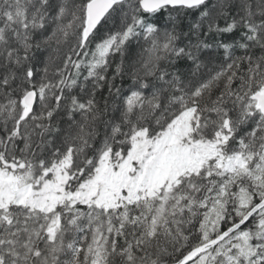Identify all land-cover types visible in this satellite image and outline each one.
I'll list each match as a JSON object with an SVG mask.
<instances>
[{
  "label": "snow or ice",
  "instance_id": "snow-or-ice-1",
  "mask_svg": "<svg viewBox=\"0 0 264 264\" xmlns=\"http://www.w3.org/2000/svg\"><path fill=\"white\" fill-rule=\"evenodd\" d=\"M0 264H264V0H0Z\"/></svg>",
  "mask_w": 264,
  "mask_h": 264
}]
</instances>
